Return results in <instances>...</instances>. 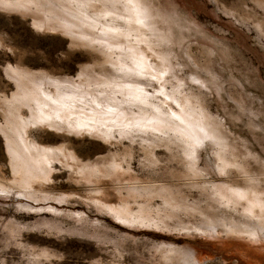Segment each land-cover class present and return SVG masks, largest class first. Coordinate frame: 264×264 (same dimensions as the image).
I'll list each match as a JSON object with an SVG mask.
<instances>
[{"label": "rangeland", "instance_id": "374dc122", "mask_svg": "<svg viewBox=\"0 0 264 264\" xmlns=\"http://www.w3.org/2000/svg\"><path fill=\"white\" fill-rule=\"evenodd\" d=\"M143 1L152 15L146 19V41L152 50L159 46L152 45L156 40L165 41L170 71L166 83L180 81L184 85L181 92L202 95L220 126L222 142L236 150L251 174L264 177V31L243 13L264 21V7L254 0ZM74 5L73 0H0V173L9 184L13 182L12 170L1 128L4 117L11 115L3 105L12 100L21 82L15 73L37 75L39 86L32 87L43 88L51 96L55 90L64 96L76 90L91 95L95 85L111 74L109 64L104 65L109 72L99 68L90 50L72 46L68 35L35 26L58 20L72 24L74 36L97 39L98 33L84 19L91 10L82 11ZM129 32L131 39L120 41L124 47L142 44L137 38L139 31ZM150 61H155L154 56ZM83 70L95 71L90 86L80 77ZM15 104L12 113L20 120L37 117L32 113L36 106ZM80 107L76 104L74 110ZM172 108L178 111L174 105ZM27 130L42 140L41 148L54 150L53 145L57 148L68 140L84 164L118 156L130 148L132 155L129 166L124 163L115 173L105 170L87 181L56 161L42 195L30 197L15 188L0 195V264H184L177 254H191L199 264H264V239L253 242L239 234L221 230L211 234L200 229L206 219L200 211L235 224L243 218L241 206L213 209L210 196L184 185L177 187L183 204L169 208L170 213L164 211L161 198L146 199L127 190V182L177 181L184 164L172 155L176 149L156 147L157 163L152 166L144 161L140 143L148 135L142 133L122 139L116 134L115 140L106 141L73 129H68L69 133L32 124ZM214 142L210 138L198 147L197 164L209 182L223 187L225 177L215 166L218 147ZM106 203L130 211L139 205L151 219L165 222L152 226L122 221L105 208Z\"/></svg>", "mask_w": 264, "mask_h": 264}, {"label": "bare ground", "instance_id": "6f19581e", "mask_svg": "<svg viewBox=\"0 0 264 264\" xmlns=\"http://www.w3.org/2000/svg\"><path fill=\"white\" fill-rule=\"evenodd\" d=\"M130 2L141 8H146V19L152 16L143 0H130ZM254 2H257L260 7H264V0H254ZM50 9H52V7ZM96 11L99 10L97 9ZM127 13L128 16L135 17V12L132 9H128ZM243 13H246V17L253 19L255 23H258L259 26H256L259 27L260 31H264V21L259 20L256 16H253L248 12ZM141 18L144 17L142 16ZM38 25L46 28V30H59L64 35L71 37L70 44L72 46H81L90 50L89 53L94 55V60L98 64L99 68L101 67V69L107 70L108 72V67L105 68L104 65L109 64L111 66L114 55H121L120 53L114 54L108 52L99 45L93 44L92 40L95 38L90 40L88 38L74 36L73 32H76V30L73 29L74 26H72V24H65L57 20L56 23L46 22L42 25L36 23L35 26L37 27ZM86 26L90 28L88 25ZM145 29L146 27L141 28L134 24L130 26L129 30H131V32H140L138 37L136 35L135 36L141 39L142 44L125 47L132 48L138 56L143 55L147 62H151L150 59L154 56L155 61L151 63L158 69L160 67V62L157 57H167V51H165L163 47L165 41H163V39L156 40V43L152 45L159 46L157 49L152 50L150 48V44L146 41L147 37ZM84 71L85 70L81 72L80 77L82 81L84 80V84L86 83L85 85L90 86V78L95 71L90 73ZM15 75L21 80L18 90L12 100H6L4 105L1 104L11 113L9 118L4 117L3 128H1V131L6 142L13 182L11 184L5 182L0 173L2 179L0 180L1 193H10L12 189L15 188V190L20 191L23 195L30 197H38L42 195L44 193L42 190L43 185L51 178L50 173L52 168H54V162L56 161L66 165L71 169V173L73 175L80 176V178L85 179L86 181L90 178L93 179V177L105 170H114L112 173H115V170L124 167V163L126 166H129L130 164V157L132 155L131 148L130 150H127L126 153H122L118 156L113 154L103 161L95 160L93 163L89 164H84L82 161L78 160V157L74 154L67 143L68 140L62 141V144L57 148V145H53L55 146L54 150L51 149L52 147L48 146L41 148V146L44 145L42 140L34 137L31 130H27V128L32 124L41 127H50L56 131L63 130L64 132H69L68 129H73L79 134L89 133L91 135H98L106 141L115 140L117 136L122 139V137L125 136L133 137L131 135L134 133H142L144 135H148V137L143 138V141L140 143L142 147L141 150L144 151V161L152 166L156 165L157 158L154 154V149L156 147L165 146L167 149L174 148L177 150V153H173L172 155L180 159L184 164V169L182 171L183 174L177 178V181H172L168 184L127 182L124 186H127L126 188L128 191L146 199H150L154 196L159 197L164 203V211L173 213L169 210V208L174 210L183 204L181 200L182 191L178 189L179 187L186 185L199 188L202 192L210 196L214 203L212 205L213 209L220 207L229 208L230 206H241L243 214L242 220L240 222L237 220V223L234 224L232 223L234 221L230 222L224 218L213 219V217L209 216L212 214L200 211V213L206 218L200 225V229H204L203 231H205V233L214 234L216 231L221 230L227 233L242 235L253 242L261 241L260 238L264 239V177L251 174L246 163L240 159L236 150L227 145L226 142H222L224 141V138L220 133V126L213 119L212 115H210V111L208 110L202 95L200 96L199 94H188L186 92L184 93L178 91L175 94V99L181 105V108L186 110L187 115L191 117L190 122L193 124H202L209 131L210 137L215 141L214 143L218 147L215 152V166L218 173L225 177L223 187H218L214 183L209 182L206 179L205 173L198 167L196 155L198 147L202 146V142L198 147L193 149L189 147L188 144L182 143L170 135H161L157 132L150 131L128 132L122 127V121H118L113 124L111 117L102 120L100 117L90 116L89 112H83V115L81 116V109L74 110V108H76V104H74L72 109L61 107V104L66 105L73 103L71 101L61 100V97H64L61 91L55 90L52 92L54 95L51 96L43 88H38V90L33 88L32 85L37 84L41 80V78L39 80L37 75L30 76L31 78L20 72H16ZM53 101H58V103H53ZM15 102H19L22 105H31L33 108L36 106V113L32 110L31 111L37 117L31 121H27L25 119L20 120L22 119L21 117L15 116L12 113L13 110L16 112L17 106ZM51 102L53 103L54 110H50V106H52ZM57 116H59L60 123L54 119L57 118ZM75 123L78 124L75 125ZM193 132H195V129H193ZM59 137L64 140L66 139V135H60ZM28 139L31 141L29 140L28 142ZM32 142L37 146L33 145ZM118 142L120 141L118 140ZM234 174L235 176L233 177ZM45 194H47V192H45ZM241 196L243 199H240ZM104 206L106 209L114 212L118 219L122 221H135L152 226H158L160 223L165 222L151 219L150 216L145 215V211L147 209L144 210V208L139 205L136 211H130L123 207L112 208L108 206L107 203L104 204ZM177 255H179L178 259L181 263L199 264L197 259L191 254Z\"/></svg>", "mask_w": 264, "mask_h": 264}, {"label": "snow or ice", "instance_id": "6c2138e0", "mask_svg": "<svg viewBox=\"0 0 264 264\" xmlns=\"http://www.w3.org/2000/svg\"><path fill=\"white\" fill-rule=\"evenodd\" d=\"M73 3L79 9H92L84 16L93 31L98 33V38L92 43L121 55H114L111 74L95 85L93 94L76 90L72 95L61 97V100L73 102L61 104V107L72 109L74 104H79L82 114L84 110H90L92 117L102 120L111 117L113 124L122 121V127L128 132L150 131L170 135L193 149L211 138L202 124L190 122L191 117L175 99V94L184 85L180 81L166 83V78L170 77L167 57H157L160 62L157 69L143 55H136L132 48L120 43L122 39H131L129 28L133 24L141 28L147 26L146 8L130 0H73ZM121 9L125 10L124 14H121ZM128 9L135 12V17L127 16ZM173 105L178 111H173Z\"/></svg>", "mask_w": 264, "mask_h": 264}]
</instances>
